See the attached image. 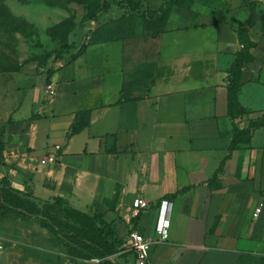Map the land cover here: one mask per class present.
I'll list each match as a JSON object with an SVG mask.
<instances>
[{"label": "crops", "instance_id": "obj_1", "mask_svg": "<svg viewBox=\"0 0 264 264\" xmlns=\"http://www.w3.org/2000/svg\"><path fill=\"white\" fill-rule=\"evenodd\" d=\"M252 1L234 120L228 78L243 48L247 1L192 0L189 13H172L163 26H111L65 64L13 73V91L0 101V181L39 203L98 210L124 240L130 231L154 236L167 201L169 239L152 250L153 264H264V0ZM83 111L89 126L68 138ZM234 127L251 141L210 187ZM136 199L149 209L136 211ZM126 261L137 264L132 255Z\"/></svg>", "mask_w": 264, "mask_h": 264}, {"label": "rangeland", "instance_id": "obj_2", "mask_svg": "<svg viewBox=\"0 0 264 264\" xmlns=\"http://www.w3.org/2000/svg\"><path fill=\"white\" fill-rule=\"evenodd\" d=\"M176 1L0 0V101L12 93V74L22 65L65 64L85 48L86 42L108 32L111 26L125 30L133 25L132 20L147 28L156 21L163 26L170 14L189 13L192 0ZM198 1L204 4L206 0ZM77 48L80 50L75 51ZM43 206L54 216L77 223L64 211L65 205L41 202ZM0 250V264H96L72 257L60 238L41 228L35 219L23 221L1 210Z\"/></svg>", "mask_w": 264, "mask_h": 264}, {"label": "trees", "instance_id": "obj_3", "mask_svg": "<svg viewBox=\"0 0 264 264\" xmlns=\"http://www.w3.org/2000/svg\"><path fill=\"white\" fill-rule=\"evenodd\" d=\"M178 1H176V4H178ZM246 1L250 10V15L246 22L238 29V38L243 45V48L229 70L228 78V114L232 120L241 114V112L235 110L239 87L237 79L244 61L250 60L249 51L252 44L249 41L248 32L249 29L255 25L254 14L256 4L252 0ZM158 23L159 21H156V24ZM73 49L74 48H71V50ZM82 52L83 49H81L76 55ZM76 55L74 57H76ZM89 121V112H80L68 134V138L80 133L88 127ZM262 124L263 121H261L260 124L253 123L252 126H255L256 128ZM251 138L252 134L249 130L242 131L239 128L234 127L232 142L229 147V155L221 162L219 168L214 173L213 178L207 183L210 187L218 184V177L223 172L225 162L230 159L231 154L238 149L241 143L249 144ZM188 190L189 189L182 190L169 197L176 198L181 194H185ZM46 202L65 205L67 210L64 211L69 215H73L77 223H69L54 216L48 206L45 208L44 206L40 207L41 202H36L29 194H24L23 192L14 189L6 178L0 181V210L14 214L23 221L35 219L41 228L60 238L62 244L66 248H69V253H71L72 257L78 260L88 259L89 261L92 259H100L101 261L98 264H128L126 261L127 254L130 253L134 256L132 252L122 253L127 238L125 240L119 238L112 224L108 223L103 214L98 210L94 211L92 214H88L89 212H81L71 208L59 198ZM136 220H138V218L134 219V224Z\"/></svg>", "mask_w": 264, "mask_h": 264}, {"label": "built area", "instance_id": "obj_4", "mask_svg": "<svg viewBox=\"0 0 264 264\" xmlns=\"http://www.w3.org/2000/svg\"><path fill=\"white\" fill-rule=\"evenodd\" d=\"M48 98H53L55 91L53 85L50 84L46 87L45 91ZM54 162V157L50 156L46 160L42 161L41 164ZM169 203L163 201L159 207V217L155 226L154 236H144L138 232L131 231L127 236L126 244L123 247L122 253L132 252L135 256L137 264H153L151 260L152 250L161 245L163 242L169 239L170 221L168 220L167 214L169 209ZM150 205L147 201L142 199H136L133 202V208L136 211L147 210ZM263 204L261 203L255 210L253 216L258 217L261 214ZM100 259H92V263L98 264Z\"/></svg>", "mask_w": 264, "mask_h": 264}]
</instances>
